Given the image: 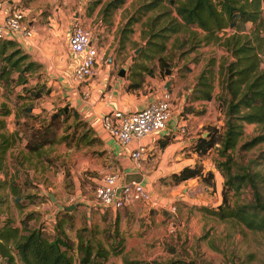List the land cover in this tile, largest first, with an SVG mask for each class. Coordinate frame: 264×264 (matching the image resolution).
I'll list each match as a JSON object with an SVG mask.
<instances>
[{
    "label": "rangeland",
    "instance_id": "obj_1",
    "mask_svg": "<svg viewBox=\"0 0 264 264\" xmlns=\"http://www.w3.org/2000/svg\"><path fill=\"white\" fill-rule=\"evenodd\" d=\"M100 1L105 2L107 0ZM141 1L124 0L117 8L111 10L104 19L101 16L98 17V14L92 18L90 14L94 9H99L101 2L91 9L90 0H52L51 4L49 0H44V5H40L38 9L40 10L39 13L43 14L46 9L53 8L60 14L65 13L72 24L77 21L78 24L87 27L90 31V38L95 41L97 48L96 63L103 65L105 62L106 64L107 62L113 63L115 60H121L124 57H137L140 53L141 46L136 54L133 52L138 44L143 45L144 43V40L140 38V33L137 40L130 37L134 35V31L139 26L141 27V23L146 17L159 12L162 9L161 6L147 10L139 20L130 25L131 31L123 39V42L128 45L127 49L123 50L122 47L118 51L116 47L120 26H122L126 16ZM163 3L165 7L169 8L172 0H163ZM73 13H76L78 18H74ZM171 14L175 15L172 8ZM114 23H116V28L112 29ZM250 26L251 23L247 22L241 30L235 27H226V31H222L220 35L226 36L238 30L240 34H246L258 51L259 66L264 69V30L261 28L258 34H255ZM193 31L194 35L191 33ZM203 33L202 30L196 27H182L178 32L169 36L166 41L169 46L163 53L165 59L171 65L170 71L175 72L176 75L181 74L179 68L182 65L187 64L188 66L190 64L194 66L196 62L201 61L199 71L192 77L191 90L185 93L187 99H192L189 93L193 90L194 82L203 69L206 71L205 75L212 85L211 90L215 89L213 91V105L216 108L214 119H218L221 124L216 122L217 125H215L208 121L207 125L197 131V135L200 137H204L210 130L217 129L222 132L224 128V105L217 100V95H219L221 89L219 67L221 62L231 58L224 49L212 40L205 42L202 38ZM182 40L184 42L177 48L176 45ZM257 42L259 45H257ZM172 44H175L177 50L173 49ZM177 51H180L181 54ZM148 59H150L149 63H152L151 68L154 69L156 59L153 57ZM14 75L15 73L12 72L9 77ZM25 75L26 82L23 85L16 84L15 86H11L14 82L13 78L8 82L5 78H0V110L6 109L5 113L0 112V120L2 121L0 130L5 129L4 124L13 122L12 138L15 142H21L23 145V141L31 136L32 128L40 131V127L53 119L50 135H54V140L44 143L43 145L47 144V146L41 145L34 151L23 146L25 154H21L20 162L17 164L18 157L15 156V163H10V168H14L13 170L18 172V175L14 178L5 177L6 158L5 161L1 160L0 206L6 209L9 206V204L7 205L6 194L3 191L6 186L12 190L10 185H13L18 188V193L21 191L20 188H24L22 190L24 191L25 188L36 187L30 180H32V174L38 167V173L42 175V165H37L38 160H40V151L41 157L43 156L47 164L50 165L49 169L55 171L60 167L65 177L70 174V167L66 166V162L71 167L79 165L82 160L80 153L84 149L87 152L89 147H95L100 143V139L94 134L92 127L77 114L74 116L67 105H62L61 95L57 93L54 84L46 76L42 64L39 70L26 72ZM140 77L139 75L136 78ZM37 87H41V93L34 96L33 89ZM27 88L28 91L25 90ZM60 107H64L63 112H56L51 117V114ZM66 109L67 111H65ZM185 109L188 110L189 106H186ZM180 113H183V110L178 112L177 115L179 116ZM263 132V124L244 122L242 133L236 145L226 150L231 157L230 165L233 170H246L252 174L262 201H264V140H259L250 146L242 145L243 142H247ZM195 139L190 140V143ZM31 140L35 141L37 139ZM68 140L69 142L74 140V153L69 156L66 152L61 151L58 154H50L51 150L56 151L59 146L58 148H52L49 144L68 143ZM78 141L81 145L77 144ZM190 143L189 146H191ZM214 145L205 153L199 154L196 152L193 159L195 165L201 168L200 173L203 172L202 176L199 173L192 177L179 179L177 177L179 171L166 170L165 174L150 179L149 186L154 190L155 196L151 197L149 194L150 199L148 201H131L118 208L93 205L92 209L94 211L98 208L102 210L99 214L100 221L97 220L98 216L95 217L96 219L91 220L86 226L77 228L75 234L80 230L83 238H87L92 230L91 244L94 245L93 242L96 241L104 247L107 246V242L116 228L123 237L120 249L115 253H109L106 258L94 264H163L176 258H194L204 264H264V230H250L235 218L220 219L207 212L206 209L196 207L200 205L205 207H217L223 204L236 205L252 199L249 186L243 185L238 189H234L224 184L223 177L219 172L221 161L224 158L217 153L218 144ZM91 151L98 153L99 150L93 149ZM107 163L109 164L110 160ZM210 170L214 171L215 176L214 174L213 177L211 174L208 175ZM28 175H31V177ZM65 180L70 182L68 176L65 177ZM84 181H87L85 176ZM93 185L92 183L91 187ZM43 197L48 198L45 194H43ZM21 198L23 200L16 201V205L27 201L32 202L37 197L22 193ZM65 200L72 201L73 197L65 198ZM150 202L153 204L149 205ZM138 203H146L148 207L142 210V205H138ZM134 204H137L135 208L132 207ZM135 209L138 211L136 212ZM46 225L48 226V224ZM45 229L49 236L53 235L49 227ZM69 234L72 236V233ZM69 253L74 264H81L79 253L71 248ZM0 264H2L1 259Z\"/></svg>",
    "mask_w": 264,
    "mask_h": 264
},
{
    "label": "crops",
    "instance_id": "obj_2",
    "mask_svg": "<svg viewBox=\"0 0 264 264\" xmlns=\"http://www.w3.org/2000/svg\"><path fill=\"white\" fill-rule=\"evenodd\" d=\"M24 1L26 0H6L2 7V13L11 7L22 9L23 22L31 29V35L22 37L15 34L10 37L6 34L5 38L13 39L21 49L29 53L32 59L42 64L46 76L54 84L57 93L61 95L62 105H67L71 112L85 120L92 127L94 134L99 137L100 143L95 147H89L87 152L84 149L80 153L82 160L79 165L71 167L66 162V166L70 167V174L67 175L70 182L65 180L67 176L64 177L60 167L55 171L49 169L50 165L47 164L43 156L41 157L40 151V160H38L37 165H42V175L38 173V167L32 174V180H30L36 187H28L24 191H22L24 188H20L21 191L18 193V188L13 185H10L13 191L6 186L3 191L9 206L7 209L0 206V220L9 218L17 227L18 232H22L24 227L41 225L44 230L49 227L52 233L55 231L62 232L75 243V230L77 228L86 226L91 220L94 221L97 216V220L100 221L101 208L96 209V211L92 209V206L95 205L93 188L104 173L117 170L123 180L125 173L139 172L141 174L139 182L146 186L145 188L151 197H154V190L149 186L150 179L165 174L166 170L177 172L184 166L192 167L195 165L193 159L196 152L189 146L190 140L198 136L197 131L207 125L208 121L215 125L221 124L218 119H214L216 108L213 105V91L215 89L211 90L212 97L209 100L187 99L185 93L191 90L192 77L199 71L201 61L196 62L194 66L188 64L189 70L181 72V74L176 75L175 72L170 71L167 75H162L163 70L171 69V65L163 55L169 44H166L165 51L153 57L156 59L154 69L151 68L150 59L129 56L115 60L113 63L107 62L106 64L105 62L103 65L96 63L94 73L91 76L77 81L71 76L78 57L72 55L67 44L68 34L72 26L71 20L65 13L60 14L53 8H48L45 13L40 14L38 7L44 5V0ZM51 2L52 0H49L50 4ZM97 11L98 8L90 14L92 18L96 16ZM73 17L78 18L76 13H73ZM115 24L112 29L116 28ZM140 28L139 26L134 31L131 39H139ZM90 40L92 44H95L93 39L90 38ZM127 48L128 45L124 42L123 50ZM157 57L163 62L161 68ZM120 69H122V73L118 74ZM139 75L141 77L137 79L136 77ZM167 80L169 83L166 88L165 82ZM163 90H168L170 93L172 111L165 128L153 131L139 139L131 140L124 146L101 132L100 118L104 113L111 109L141 108L149 101L157 98ZM186 106H189L188 110L185 109ZM182 110L183 113L178 116V112ZM177 119L180 120L179 124L176 123ZM4 127L5 129L0 130V133L9 134L14 128V124L9 122L4 124ZM77 144L81 145L80 141ZM139 144H142L143 152L140 156L139 165L134 166L128 153L131 148ZM43 146H47V144ZM49 146L52 148L59 146L58 150H51L50 154H58L61 151L66 152L69 156L75 152L74 140L69 143H52ZM93 149H98V153L91 151ZM21 154H25L21 142L13 141L6 148L2 158L4 161L6 158V178H14L18 175V172L13 170L14 168H10V163H15L16 160L14 159L17 156L18 164ZM108 160L113 164H108ZM213 172H210L212 177L213 174L215 176ZM201 174L203 175V172ZM84 176L87 179L86 182ZM11 183L13 184V182ZM92 183L94 184L93 187H91ZM22 193H28L37 198L33 199L32 202L27 201L16 205V201L23 200L21 198ZM43 194L47 195L48 198H44ZM69 197H73V200H65ZM71 204L73 207L66 210L65 207ZM150 204L153 203L150 202ZM136 205L134 204L132 207L135 208ZM138 205H142V210L148 207L146 203H138ZM135 211L138 210L135 209ZM25 214L27 218L22 222L21 219ZM69 233H72V236Z\"/></svg>",
    "mask_w": 264,
    "mask_h": 264
},
{
    "label": "trees",
    "instance_id": "obj_3",
    "mask_svg": "<svg viewBox=\"0 0 264 264\" xmlns=\"http://www.w3.org/2000/svg\"><path fill=\"white\" fill-rule=\"evenodd\" d=\"M123 1L90 0V8L92 9L101 2L97 14L98 17L101 16L104 19L111 10L117 8ZM163 4V0H142L139 2L126 16L119 28L116 50L122 49L123 39L131 31L130 25L133 22L139 20L147 10L161 6L162 9L159 12L147 16L141 23L140 38L144 40V43L141 45L137 57L148 59L165 51L169 36L178 32L182 27H196L202 30L204 32L202 38L205 42L212 40L231 56L230 59L221 62L219 67L221 89L217 95V100L224 105V128L222 132L214 129L208 131L204 137L198 136L190 143V147L201 154L215 146L214 144H218L217 153L224 158L221 161V167H219L224 184L234 189L243 185L249 186L252 199L236 205L223 204L217 207L200 205L196 207L206 209L207 212L220 219L235 218L250 230H264V201L260 199L252 174L246 170H233L230 165L231 157L226 152L227 149L236 145L242 133L244 122L264 125V69L259 66L258 51L255 46L246 34L242 35L238 32L247 22L251 23L250 27L255 34H258L261 28L264 30V0H172L169 8ZM171 8L175 15L171 14ZM226 27H235L239 30L221 36L220 33ZM191 33L194 35V31ZM183 42L184 40L178 43L177 48ZM257 45H259L258 42ZM172 46L173 49L177 50L175 44ZM177 52L181 54L180 51ZM157 59L161 68L163 62L159 57ZM40 67L41 64L31 59L30 55L21 49L13 39L0 37V78H5L7 82L13 78L14 82L11 86L23 85L27 80L25 73L37 71ZM188 70L187 64L179 68L180 72ZM12 72L15 75L9 77ZM205 72L204 69L201 70L194 82L193 90L189 93L192 99L209 100L212 97V85ZM168 73H170V68L161 72L162 75ZM25 90L28 91V88ZM37 93H41V87L33 89V95L35 96ZM62 109L64 107L58 108L51 114V117L56 112H63ZM0 112L5 113L6 109L0 110ZM71 113L76 116L75 113ZM52 123L53 119H50L49 122L40 127V131L32 128L31 136L23 141V146L34 151L44 143L53 141L54 135H50ZM1 125L2 121L0 120ZM12 134L13 132L9 134L0 133V163L6 148L14 141ZM34 138L37 140H31ZM259 140H264V132L247 142H243L242 146H250ZM200 172L201 168L196 165L184 166L177 177L185 179ZM208 173L210 175V171ZM200 176H202L201 173ZM26 218L27 215L21 221H25ZM91 237L92 230L87 238H83L80 230H78L76 242L73 243L62 232L55 231L52 236H49L41 225L24 227L22 232H18L17 227L9 218H3L0 220V259L2 264H74L69 253L71 248L79 253L81 264H94L106 258L109 253H115L120 249L123 239L117 228L108 240L106 247L96 241L92 245ZM163 264L204 263L194 258H176Z\"/></svg>",
    "mask_w": 264,
    "mask_h": 264
},
{
    "label": "built area",
    "instance_id": "obj_4",
    "mask_svg": "<svg viewBox=\"0 0 264 264\" xmlns=\"http://www.w3.org/2000/svg\"><path fill=\"white\" fill-rule=\"evenodd\" d=\"M6 0H0V37L8 34L10 37L19 34L22 37L31 35V29L23 22V12L18 7H11L2 13ZM226 31V29H224ZM68 50L78 57L72 71V78L81 81L94 73L97 60V48L91 43L90 31L78 23H73L67 38ZM171 96L163 90L155 99L141 108L121 110L111 109L100 118V128L103 133L113 138L120 145H126L131 140L139 139L153 131L165 128L171 117ZM177 119L176 123L179 124ZM143 152L142 144L129 150V158L134 166L139 165ZM95 204L118 208L131 201H148L149 192L139 181L124 182L117 170L104 173L93 190Z\"/></svg>",
    "mask_w": 264,
    "mask_h": 264
},
{
    "label": "water",
    "instance_id": "obj_5",
    "mask_svg": "<svg viewBox=\"0 0 264 264\" xmlns=\"http://www.w3.org/2000/svg\"><path fill=\"white\" fill-rule=\"evenodd\" d=\"M140 49V45L137 46L135 49H134V53L136 54L138 52V50ZM122 73V69L119 70L118 74H121ZM168 83L169 81L167 80L165 82V87L167 88L168 86ZM197 137H193L191 140L195 139ZM141 180V174L139 172H128V173H125L123 175V181L124 182H130V181H140ZM50 195V194H49ZM73 205L71 204L70 206L68 207H65L66 210L72 208Z\"/></svg>",
    "mask_w": 264,
    "mask_h": 264
}]
</instances>
